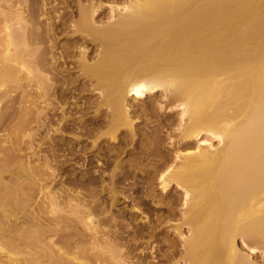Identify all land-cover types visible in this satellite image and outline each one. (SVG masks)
I'll return each mask as SVG.
<instances>
[{
  "label": "bare ground",
  "instance_id": "1",
  "mask_svg": "<svg viewBox=\"0 0 264 264\" xmlns=\"http://www.w3.org/2000/svg\"><path fill=\"white\" fill-rule=\"evenodd\" d=\"M84 1L76 10L0 2V131L12 144L0 140V153L20 163L17 182L0 184V204L22 187L37 228L0 217L7 264H145L148 254L151 264H257L237 240L264 255V0H124L106 23L102 5ZM137 100L145 112H180L174 125L157 124L172 159L136 129ZM205 134L222 147L193 143ZM121 153L143 156L127 167ZM128 181L157 183L165 198L182 189L179 208L173 199L160 209L189 236L165 240L163 255L155 243L141 260L123 255L135 238L125 230L144 237L147 223L135 231ZM149 228L150 238L162 233Z\"/></svg>",
  "mask_w": 264,
  "mask_h": 264
},
{
  "label": "rangeland",
  "instance_id": "2",
  "mask_svg": "<svg viewBox=\"0 0 264 264\" xmlns=\"http://www.w3.org/2000/svg\"><path fill=\"white\" fill-rule=\"evenodd\" d=\"M2 0H0V2H1ZM22 2H24L25 4L24 5H26V6H29L30 4H31V8H67V9H69V10H71V9H74V10H76V8H79V0H70V1H67V0H58L57 1V3L56 4H52V5H47L46 7H43V5H44V3H46V0H21ZM51 0H49V2H50ZM84 1V0H83ZM115 0H93V4L95 3V4H97L98 3V5H102V16H101V20H103L102 22L103 23H106V22H108L107 20H109L110 18L109 17H111V7L113 6V4L114 3H116V4H118V10H120V11H118V12H120V14L122 13V14H124V12H122L123 10H121V7L123 6V3L125 4L126 2L124 1V0H118V2H114ZM85 2V1H84ZM83 2V3H84ZM82 2H81V5L83 4ZM88 3H90V2H85V5H89ZM0 8H2V7H0ZM114 11H116V10H114ZM113 15H114V17L115 16H118V13H117V11L116 12H113ZM115 18H113V21H115L114 20ZM117 19V18H116ZM110 21H111V19H110ZM94 93H96V92H94ZM94 93H88V94H90V98L91 99H93V100H95V99H97L98 97H97V94H95L94 95ZM95 97H94V96ZM93 96V97H92ZM97 97V98H96ZM133 98H135V96H130L129 97V99H128V102H129V104L131 105V104H133ZM154 99H159V98H157V97H154ZM141 101V102H140ZM147 103H148V100L146 101ZM137 103H138V105L139 106H136L137 105ZM137 103H135V108H136V110H140V111H138L136 114H135V116L134 117H136V119L137 118H139L140 119V124H135L136 126V129L137 130H140V132L142 133V134H144V135H147V137L145 136V139H144V141H148V138H149V140L151 141V143L153 142V140L155 141V144L157 145L158 143H160L159 144V147H160V151H161V155H164V156H167L168 154H170L169 155V158L170 159H172V156H171V152L169 151L170 149V146H168L167 145V142H169V141H166V130H158V125L157 124H165V121H166V123L168 122V123H170V125L171 124H173L174 125V123H177V116L180 114V112L179 111H174V112H169V113H167L168 115L166 116V115H160V114H156L157 112H152L151 113V111H147V112H145L144 111V109L142 110L141 108H140V105L142 106V105H146V104H144L143 103V101L142 100H137ZM140 108V109H139ZM142 110V111H141ZM148 113V114H147ZM139 115V116H138ZM149 116V117H148ZM153 116V117H152ZM159 119V120H158ZM162 119V120H161ZM165 119V120H164ZM168 120V121H167ZM159 121V122H158ZM161 121H164V122H161ZM172 122V123H171ZM12 124H14V123H12ZM9 125H11V124H9ZM172 125V126H173ZM12 126H14V125H12ZM176 126V125H175ZM155 128V129H154ZM175 128V127H174ZM149 129V130H148ZM162 131V132H161ZM0 133H2V131H0ZM154 133H155V135H154ZM158 133V134H157ZM4 133H2V134H0V140L2 141V146H4V147H9V149H10V147H12L11 145L12 144H10V143H5L4 141H6L5 140V135H8V132H6L5 133V135H3ZM38 134V136L40 137V133H37ZM148 134H149V136H148ZM2 135V136H1ZM3 140H2V139ZM27 138H24L23 139V141H25ZM37 139H39V138H37ZM137 139V141H138V138H136ZM28 140V139H27ZM26 140V141H27ZM25 141V142H26ZM141 141V140H140ZM158 141V142H157ZM165 141V142H164ZM196 141L198 142V145H200L202 148H204V150H206L209 146H214V150H216V149H219L220 147H222V144H218L219 142V140H217V139H213L211 136H209V135H207V134H205V135H201L197 140H195L193 143L194 144H196ZM144 146H147V143H144ZM8 149V148H7ZM11 150V149H10ZM36 151H38V150H36ZM106 151V150H105ZM7 152H9V150H7ZM27 152V151H26ZM19 153V154H17V156H18V158L22 161V162H26L27 160V157L29 156V153H30V151L29 152H27V153ZM38 154H37V156H36V158L37 159H40V157H42V154L40 153V151H38L37 152ZM8 154H10V153H6V156L3 154L2 155V153H0V161L2 160V159H4V160H2V162H0V174L3 176V179H2V176H0L1 177V179L3 180V181H0V184L1 185H3V184H9V186L10 185H14L16 182H17V178H16V176L17 175H19L20 173H19V168H17L18 166H20V163H19V165L17 164V162H16V159H13V163H11L12 162V159H10V158H12V156H10V155H12V154H10L9 156H8ZM41 155V156H40ZM143 155L142 154H135V155H128V154H125L124 155V153L122 154L121 153V155H120V160L124 163V165L125 166H127L128 167V165H129V160L131 161L132 159H133V157H137L136 159H140L141 157H142ZM5 157V158H4ZM14 157V156H13ZM135 159V158H134ZM133 159V160H134ZM11 160V161H10ZM132 160V161H133ZM7 161H10V163H9V165H8V167H7V165L6 164H8L7 163ZM97 161V160H96ZM101 161V163H104L105 162V160H104V158L103 159H101L100 160ZM4 162H5V164H4ZM32 163L31 164H33V165H39L41 162H38V160L37 161H34V160H32L31 161ZM146 161H144L143 163H142V165H141V167L142 168H145L146 169V171L151 167V164H149V162L148 163H145ZM149 164V165H148ZM11 165V166H10ZM95 165H97V164H95ZM15 167V168H14ZM148 167V168H147ZM4 168V169H3ZM16 168L18 169V170H16ZM3 170V171H2ZM79 172V171H78ZM15 173V174H14ZM19 173V174H18ZM140 173V172H139ZM141 174V173H140ZM140 174H138L139 176H138V179H140V181L142 180V182L144 181V179H146L147 178V174H146V172L145 173H142L141 175ZM145 174V175H144ZM143 175H144V177H143ZM22 176V183L21 184H23L24 185V183H25V180H26V177L24 176V174L22 173V175H20V177ZM66 175H64V177H65ZM141 176H142V178H141ZM15 179H16V181H15ZM14 180V181H13ZM23 180H24V183H23ZM14 183H13V182ZM27 181V180H26ZM4 182V183H3ZM135 181H128V182H126V185H124V188L126 189V190H128L129 192H128V194H130V197H131V200L128 202V203H126V204H124V205H129L130 204V206H128V210L130 209V207H132L131 206V204L132 205H134L135 207H139V213H138V215H137V217L135 218L136 220H134V221H136V224H138V228L135 226V225H131V228H137V230H135V231H139V226L140 227H143L145 224V222H147L146 223V227H145V236L144 237H137V234H135V232L133 231L132 232V230H128L129 231V233H127L128 231L127 230H125L126 231V233L125 234H123V236L124 237H126V236H128V239L129 238H134V235H135V238L133 239V240H131V242H126V246H125V248L124 249H122V252L121 253H123V255H128V254H132V255H130V257H133V258H130V259H133V261L135 262L137 259H140L141 260V256H142V254H141V251L143 250V248L144 247H146V246H148V248L150 247V244L151 243H155V245L157 246V245H160V246H162V250L160 251V255H163L165 252H167V247H164V241L165 240H168L169 241V243H173L174 242V244H176V245H178L179 243H180V241H179V232H182L183 234H185V235H187V236H189V234H188V232H187V230H188V228L187 227H182V228H180L179 229V232H175V228H176V226L178 225V224H181V222H180V217L178 216V217H175V218H173V217H171V218H169V217H167L168 216V213L166 212V211H164V210H162V209H160L161 207V205H163V204H165L166 202L167 203H169V202H171L173 199V201L175 202L174 204H175V206L176 207H178L179 208V198L181 199V197H182V194H183V190L182 189H177L176 188V186H174L173 188H172V190H171V193H170V197H168V198H165L163 195H162V190L161 189H159V186H158V184L156 183V184H154V185H152V186H149V185H146V184H144V183H142V182H140L138 185H137V187H136V185H133V183H134ZM145 182V181H144ZM27 183V182H26ZM25 183V184H26ZM0 185V188L2 187ZM22 185V186H23ZM20 186V185H19ZM25 186V185H24ZM147 186V187H146ZM11 187V186H10ZM9 187V188H10ZM15 187V186H14ZM17 188V187H16ZM11 189V188H10ZM20 189V187L18 188V190ZM80 189V188H79ZM12 190V189H11ZM17 189H16V194H14V191H13V195H12V198L10 199V198H8V199H10V201H12V202H10L9 200H7L8 202H5L4 204H0V217H3V216H5L6 215V213L7 214H12V218L14 219V223L16 222V224L18 223L19 224V226L21 225V227H23L24 226V229L26 230V231H33V230H36L37 228L35 227V225L33 224V223H29V222H27L28 221V219L26 218L27 216H29L30 214V212H31V207H33V205H32V203L30 204H28L27 202H23V199H24V197H22V196H24V191H21V190H23L22 189V187H21V189L18 191ZM9 191V190H8ZM18 191V192H17ZM5 192V191H4ZM4 192H2V194H4ZM10 192V194H11V191H9ZM9 192H8V194H7V192H5V194L4 195H9ZM19 192H20V194H19ZM26 193V192H25ZM53 193H54V191H53ZM98 193H100V189L98 190ZM53 195V194H52ZM103 195H105L104 196V198H108V195H106V194H104L103 193ZM19 200H18V199ZM147 198V199H146ZM177 199V200H176ZM176 200V201H175ZM15 201V202H14ZM18 202V203H17ZM122 201L120 200V203H121ZM15 203H17V204H15ZM7 204H9V205H7ZM15 205V206H14ZM16 205H17V207H16ZM30 205H32L30 208H29V206ZM124 205H122V204H120L119 206H118V209H123V207H124ZM19 206V207H18ZM164 206V205H163ZM27 207L29 208V209H31V210H29V209H27ZM21 210V211H20ZM29 211V212H27V211ZM23 211V212H22ZM27 212V215H26V212ZM114 212H116V213H118L116 210H114ZM128 212V211H127ZM129 213L130 212H128V215L127 216H129ZM127 214V213H126ZM131 214V213H130ZM26 215V216H25ZM19 217V219H20V221L17 219ZM130 217V216H129ZM25 218H26V221H25ZM174 219V220H173ZM23 221V222H22ZM127 222L129 221V220H126ZM167 221H170L169 223H167ZM139 222V223H138ZM141 222V223H140ZM24 223H26L25 225H24ZM23 225V226H22ZM159 225H161V226H159ZM153 226H157V229L155 230V231H157V232H159V231H162V233L158 236V238H150V236H148V232H151V228H149V227H153ZM158 226L160 227V228H158ZM33 227V228H32ZM148 227V228H147ZM150 230V231H149ZM131 232V233H130ZM154 233V232H153ZM187 233V234H186ZM132 236V237H131ZM186 236V237H187ZM130 240V239H129ZM127 241V240H126ZM161 242V243H160ZM147 243L149 244V245H147ZM168 245V244H167ZM237 245H238V247L244 252V253H246V254H248L249 256H250V258L255 262V263H257V264H264V255H263V253L261 252V251H255V252H252V251H249V249L246 247V246H244L243 245V243H242V240H240V239H238L237 240ZM123 247V246H122ZM130 250V251H129ZM179 250H181V248H179ZM182 250H184V249H182ZM121 251V250H120ZM124 251V252H123ZM129 251V252H128ZM134 251V252H133ZM126 252H128L127 254H126ZM148 253V252H147ZM144 255V254H143ZM160 255H155V256H157L158 258L160 257ZM134 257H136V259L134 258ZM140 257V258H139ZM148 258V260H147V262L148 263H145V264H151V262H152V260H151V256L148 254V256H147ZM178 257V256H177ZM8 259H11L9 256H7V255H5L4 253H0V264H3V263H5V264H7L9 261H8ZM22 259V258H21ZM179 260V257L177 258V260L175 259V260H173V261H170V262H165V263H163V262H158V260H157V264H177L176 263V261H178ZM8 261V262H7ZM1 262H3V263H1ZM182 264H185V263H182Z\"/></svg>",
  "mask_w": 264,
  "mask_h": 264
}]
</instances>
